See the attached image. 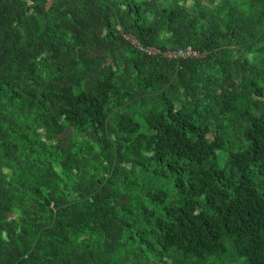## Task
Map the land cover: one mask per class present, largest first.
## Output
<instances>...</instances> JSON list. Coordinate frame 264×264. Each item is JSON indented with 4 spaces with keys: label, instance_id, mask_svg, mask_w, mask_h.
<instances>
[{
    "label": "trees",
    "instance_id": "trees-1",
    "mask_svg": "<svg viewBox=\"0 0 264 264\" xmlns=\"http://www.w3.org/2000/svg\"><path fill=\"white\" fill-rule=\"evenodd\" d=\"M261 3L0 0V264H264ZM161 30L170 35L157 42ZM188 46L198 56L164 54ZM177 82L184 103L173 110L160 91L164 116L144 119L152 135L134 113L105 108H147L145 89L175 97Z\"/></svg>",
    "mask_w": 264,
    "mask_h": 264
},
{
    "label": "clouds",
    "instance_id": "clouds-1",
    "mask_svg": "<svg viewBox=\"0 0 264 264\" xmlns=\"http://www.w3.org/2000/svg\"><path fill=\"white\" fill-rule=\"evenodd\" d=\"M137 2L139 3L140 0H137ZM160 7H168V5L167 4H159L158 3L157 4V8H160ZM235 7L238 8V9L245 10V14H247L246 13V9H247V5L246 4H244V5L238 4V5H235ZM256 7L259 8V9H264V3L258 4ZM117 8L119 9L121 14L126 11V8H125L124 4H122V3H118L117 4ZM113 11L115 12V10H113ZM33 15H34V13H33ZM257 15H259V13H257ZM255 18H256L255 16L252 17L253 20H255ZM64 19H69V18L67 16H65ZM143 19H144L145 23L150 22L153 19L152 11L148 10L147 12H144L143 13ZM111 20H112V23L115 24L117 22L116 21V16L113 15L111 17ZM260 20H261L260 27L264 28V17H261ZM128 22L131 23V19H129ZM200 23L203 24L205 22L201 21ZM57 35L59 36V35H61V33H57ZM168 35H170V34L166 33L163 30H161L159 35H158V37H157V42L160 39H162V38H164V37H166ZM63 39L70 43L71 42L70 41V34H64L63 35ZM128 55H129L128 52H124L123 53L124 57H127ZM255 55H256V53L253 51L252 56H255ZM252 56H249L248 59L250 60V62L254 63L255 61L252 60ZM76 68L82 69V65L81 64H77ZM122 69H123V62H122V58H121V59L117 60L116 66L112 69V71L115 73V76L112 79V84L114 86H116V87H119V84H118V81H117L116 77H119V76H121L123 74ZM43 78L45 80H47L49 77H48L47 74H44ZM100 79L102 80L103 77H100ZM127 80H128V82H130L132 84V87L128 88L127 91H130L131 94L136 93L137 89L135 87V84L138 81V77H137L136 73L133 72L131 69H129V74H128ZM79 83H80L79 87H74L73 88V90H72L73 95H77L80 92L85 91V87H84L85 81L81 80ZM91 86L92 85H89V87H91ZM121 91H123V90H121ZM160 91H164L165 97L169 101H172L174 103V109L173 110L181 108V104L184 103V96H183V88H182V86L179 85L178 82H177V95L175 97L171 93H168L166 89H158L155 85H153L150 88L145 89L144 90L145 94L152 97V103H150L147 108L141 107V105L139 103H136V104L132 105V102L130 100L125 99L124 103L132 105L131 107H129L127 109L124 108V107H118V108L113 109V104L115 103V101L113 99H111V98L109 99V102L105 105V108L112 109V112L110 113V117L114 116L116 112L129 111V112L134 113L135 114L134 115V119L136 120L137 123H139L141 125L140 131L141 132H145L146 135H152L151 132L146 131L147 130V125L144 123V119L150 112L159 114L162 117L164 116L165 106H164L163 102L159 98ZM116 99H119V97H116ZM177 101H179V102H177ZM190 103H193V102H190ZM190 103L185 108V110L190 111ZM58 120L60 121V123H64V117L63 116H59ZM25 122H29V121H25ZM110 122L113 124V127H115V120L114 119H110ZM97 135L99 136V133H97ZM83 139L87 141V144L90 146L91 151H94L96 153H100L101 152V148L97 146V143H96L95 140H93V139H91V138H89L87 136L83 137ZM106 139L113 141L112 142V148L109 149V151L114 150L115 144H116L115 140H114V137L112 135H109V137H107ZM48 143L49 144H54L55 141L54 140L53 141H49ZM77 143H79V139L77 140ZM129 143H131V141H129ZM80 147L84 148L85 145L80 144ZM124 147L127 148L128 145H125ZM239 150L240 151H244L243 148H239ZM73 152H75V148L73 149ZM83 154L85 156H87L88 152L86 151ZM77 155H79V153H77ZM114 155H115V153H114ZM152 155H153V152L151 150H148L147 152L142 153V156H144L146 158L147 157H151ZM139 158L140 157H135V159H139ZM55 159H56L57 163H56V165L54 167H55L56 171H59V167H58L59 161L61 159H63V157L56 156ZM221 159L222 160H226L227 157L222 155ZM89 163L91 164V162H89ZM101 163H103V161H101ZM148 166L153 167V168L157 167V165L155 163H153V162H150ZM160 167L163 168V164H161ZM137 171H139V170H137ZM252 172L254 173L255 169H253ZM225 174L227 175V169H225ZM68 183H71V181H69ZM116 188H117V190H119L118 183L116 185ZM260 190L264 191V188H261ZM138 226L142 227V225H138ZM17 231H19V228H17ZM0 239H2L3 241L6 242L8 240V237H7V235L4 232H0ZM227 246L229 247V251H232L231 244L229 243ZM231 264H245V258L243 256L234 257L233 259H231Z\"/></svg>",
    "mask_w": 264,
    "mask_h": 264
},
{
    "label": "built area",
    "instance_id": "built-area-1",
    "mask_svg": "<svg viewBox=\"0 0 264 264\" xmlns=\"http://www.w3.org/2000/svg\"><path fill=\"white\" fill-rule=\"evenodd\" d=\"M135 42V41H134ZM138 45V43L136 42ZM148 52H157L156 49L148 48L146 49ZM168 57L182 56V57H195L198 56V52L192 47L188 46L185 49H177L173 51H166L164 53Z\"/></svg>",
    "mask_w": 264,
    "mask_h": 264
}]
</instances>
